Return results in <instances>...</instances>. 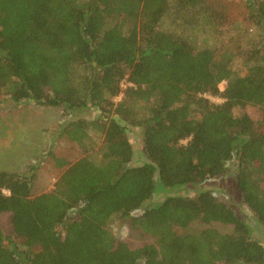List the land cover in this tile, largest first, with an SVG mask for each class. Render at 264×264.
<instances>
[{
  "label": "trees",
  "instance_id": "obj_1",
  "mask_svg": "<svg viewBox=\"0 0 264 264\" xmlns=\"http://www.w3.org/2000/svg\"><path fill=\"white\" fill-rule=\"evenodd\" d=\"M245 4L264 32V0ZM172 14L217 29L223 20L217 0H0L5 106L60 107L68 118L94 109L95 120H68L60 135L81 147L91 130L101 138L99 163L80 158L37 196L35 166L0 170V214L11 226L9 237L0 228V264H264L250 227L203 186L233 163L241 202L264 228V39L234 74L225 48L198 49L163 30ZM247 106L260 108L261 125ZM131 128L141 160L133 161ZM156 180L195 194L142 210L165 192ZM119 220L154 242L130 249L108 228ZM192 221L231 231L191 232Z\"/></svg>",
  "mask_w": 264,
  "mask_h": 264
},
{
  "label": "rangeland",
  "instance_id": "obj_2",
  "mask_svg": "<svg viewBox=\"0 0 264 264\" xmlns=\"http://www.w3.org/2000/svg\"><path fill=\"white\" fill-rule=\"evenodd\" d=\"M223 13V20L219 29L212 24L198 22L192 24L193 17H175L174 14L166 16L162 29L170 31L174 35L187 39L198 49H212L214 47L225 48L232 57L231 69L234 74H243L246 69V51L258 46L264 39V32L253 24L249 16L245 0H217ZM184 19V20H183ZM190 20V23L186 21ZM221 89L224 84L220 85ZM118 101V100H117ZM215 103L221 102L214 98ZM244 112L258 125L262 122L260 108L247 106ZM235 114L239 113L234 111ZM98 112L94 109L83 110L75 113L74 117H65L60 107H38L32 102H23L15 108L8 109L4 99L0 97V170L8 172H25L29 165L36 167V179L32 185L31 195L37 196L51 191L53 184L68 169V167L84 156H88L94 162L101 161V138L95 130L90 131L89 140L84 147L67 140L60 135L61 127L68 120L83 118L89 122L95 120ZM128 137L135 150L134 160H141L142 147L141 134L137 129H130ZM143 160L146 161L143 155ZM65 161L67 164L60 166ZM236 168L233 163L228 165V172L217 180L207 182L204 186L211 189L219 201L225 203L235 215L242 219L250 227L252 239L264 246V228L257 225L250 211L242 204L235 179ZM156 191L160 188L165 192L156 193L151 200L143 205V209L161 203L168 195L190 196L195 194L194 188L182 190L183 186L175 188H163L156 180ZM138 214V212H135ZM9 214H0V228L2 233L11 236ZM191 232H198L206 228H212L219 233H229L231 226L221 222L210 225L192 221L188 224ZM109 230L118 240L127 244L130 249L151 244L154 239L133 230L127 220L114 221L109 224ZM180 232V228L173 227Z\"/></svg>",
  "mask_w": 264,
  "mask_h": 264
},
{
  "label": "built area",
  "instance_id": "obj_3",
  "mask_svg": "<svg viewBox=\"0 0 264 264\" xmlns=\"http://www.w3.org/2000/svg\"><path fill=\"white\" fill-rule=\"evenodd\" d=\"M121 87L124 88L125 85L122 83V84H121ZM204 96H205L207 99H209L210 101L214 102V101H213L214 97H211V96H209V95H204Z\"/></svg>",
  "mask_w": 264,
  "mask_h": 264
}]
</instances>
